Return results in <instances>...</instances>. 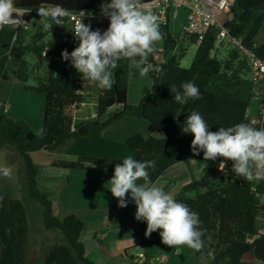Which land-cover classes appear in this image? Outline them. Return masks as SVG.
<instances>
[{
	"label": "trees",
	"instance_id": "obj_1",
	"mask_svg": "<svg viewBox=\"0 0 264 264\" xmlns=\"http://www.w3.org/2000/svg\"><path fill=\"white\" fill-rule=\"evenodd\" d=\"M110 0H14L16 8L36 10L39 7L51 8L61 5L69 12L100 11V5ZM153 0H142L150 2ZM233 19L225 24L229 37L240 39L242 45L251 50L256 57L264 61V42L256 45L255 39L264 27V0H235L232 6ZM51 27L47 31L37 30L31 43L25 45L26 30L22 27L5 26L0 30V138L14 145L22 159L25 185L28 197L43 208L44 229L56 231L62 237L44 251L42 262L29 254L30 225L25 204L8 196L0 190V264H95L85 256V246L80 241L86 223L76 215L62 219L57 216L52 200L40 191L37 182V168L30 157L36 151H58L64 144L80 137L101 139L105 129L125 117H137L149 123L151 135L141 134L129 137L124 144L133 149L134 159L154 161L155 168L148 169L151 179L156 182L169 168L161 164V158L173 162H189L203 157L193 155L191 133H182L187 116L191 111H198L209 124V131L220 127H230L247 123L253 127L264 128V122L252 123L249 116L250 101L239 97L237 89L241 85L239 76L229 74L235 70L237 62L244 60L241 52L230 42L222 41L217 45V31L210 30L197 43L196 53L189 68L180 66V58L173 55L167 61L159 62L158 55L172 52L179 37L170 31L168 21H160L163 34L162 49L148 58L152 84L137 105L128 103L129 67L133 60L122 58L113 71V87L102 89L96 82L85 79L70 61L61 58L63 50L71 53L73 29L65 18L63 26L55 25L48 18ZM109 19L103 23L94 22L92 30L101 33L107 30ZM48 40L44 42V39ZM223 43L229 48L226 59L221 58L220 47ZM44 54L48 59L47 78L37 77L29 85L30 67L26 54ZM137 60L139 58H136ZM245 61V60H244ZM12 69L14 78L21 81L23 89L31 94L45 95L43 114V133L39 137L24 121L14 120L6 115V99L9 78L7 68ZM159 73H156V71ZM185 81L193 82L200 89L202 98L179 104L173 99L170 86L177 88ZM98 95L97 119L87 123V133L80 135L75 126L71 107H79L87 98ZM260 115L264 118V97L259 99ZM182 116V119L178 118ZM82 126V125H81ZM162 135V136H161ZM123 160L99 157H80L76 161H55L51 166L66 170H93L105 168L109 175H114L117 163ZM142 183V181H138ZM202 191L191 196L190 192ZM264 180H256L252 185L235 179L230 170L214 168L202 178L191 182L174 197L186 204L191 211L199 214L204 235V247L195 251L197 256L209 259L211 264H251L243 257L250 254L252 259L264 264V234H257L255 223L264 219ZM187 246V245H186ZM132 264H135L134 262Z\"/></svg>",
	"mask_w": 264,
	"mask_h": 264
},
{
	"label": "clouds",
	"instance_id": "obj_2",
	"mask_svg": "<svg viewBox=\"0 0 264 264\" xmlns=\"http://www.w3.org/2000/svg\"><path fill=\"white\" fill-rule=\"evenodd\" d=\"M100 10L109 19L107 30L103 33L99 29L92 30L91 25L83 23L81 19L85 15L91 16V13L81 11L80 20L73 29L79 45L71 53L63 50L61 58L70 61L71 66L85 79L110 90L115 81L113 71L109 69H116L117 62L122 58L136 62L141 76L149 73L148 58L158 51L156 44L163 34L158 16L142 0H110L101 4ZM13 13L20 16L14 0H0V30L5 26L24 23L20 18H13ZM37 15L42 22L50 17L55 25L63 26L70 12L61 5H55L51 8L39 7ZM43 27L47 30L51 24L43 23ZM170 92L179 104L202 98L200 89L191 81L183 82L179 88L171 85ZM182 133L193 135L190 146L193 155H199L202 151L205 161L223 158L219 164L221 171L226 167L224 161L230 160L236 177L247 181L264 180V128L239 123L227 128L220 127L215 132L209 131V124L198 111L193 110L186 118ZM150 168H155L154 161H139L131 156L115 165L109 190L118 199V206H127L126 196L130 193L136 205L135 219L147 223L146 237L161 230L159 234L164 245H187L201 251L204 233L200 228L202 222L199 214L158 187L150 177ZM0 175L10 177L11 169L0 167Z\"/></svg>",
	"mask_w": 264,
	"mask_h": 264
},
{
	"label": "crops",
	"instance_id": "obj_3",
	"mask_svg": "<svg viewBox=\"0 0 264 264\" xmlns=\"http://www.w3.org/2000/svg\"><path fill=\"white\" fill-rule=\"evenodd\" d=\"M103 3L109 2L104 1ZM153 13L158 16L159 22L168 21L170 31L176 36H178L177 30L182 29L187 18V10L183 7H172L165 12L153 11ZM162 44V39L157 42L158 50L162 49ZM172 53L173 51L163 56L158 55L157 60L159 61V56H161L162 61H167L173 56ZM242 62L243 64L234 70L231 77L241 78V85L237 89L239 97L250 101L248 111L250 118L261 122L263 119L260 115L259 97L251 83L249 67L244 60ZM150 70L152 67L149 66ZM139 73L140 67L137 63H131L128 80V103L130 105H137L152 84L149 73L146 76H141ZM7 110L6 105V112ZM97 111L98 95L95 94L90 95L79 107L69 109L75 126L87 125L88 122L97 119ZM136 134H141L145 138L149 137L151 135L149 123L137 117L122 118L105 129L101 139L81 137L76 140L70 151L66 153L69 159L64 161H76L80 157L118 160L129 156L133 158L134 150L125 146L124 142ZM221 160L223 158L218 157L215 161H205L202 157L180 163L161 158L159 162L169 165V168L156 181L157 186L175 197L187 184L199 180L208 171L219 168ZM226 161L229 165L225 170H230L233 178L249 185L256 181L236 177L232 172L233 162ZM51 164L49 163L48 167L56 170ZM35 167L39 189L53 201L57 216L62 219L68 215H76L86 223L80 241L85 246V256L95 264H132L134 257L141 251L145 252L152 264H156L154 260L159 255L167 257L166 264H211L209 259L197 256L195 250L186 245L177 247L164 245L159 234L161 230L146 237L147 223L135 219L136 205L130 193L126 196L127 206L119 207L118 199L109 190L113 175H109L105 168L83 171L57 169L64 173L57 174L58 177L52 181L41 183L40 171L37 165ZM63 194H65L64 200H62ZM262 202H264V196ZM255 230L259 235L264 234V219L259 218L256 221ZM247 255L243 257V260L256 264L251 255Z\"/></svg>",
	"mask_w": 264,
	"mask_h": 264
},
{
	"label": "rangeland",
	"instance_id": "obj_4",
	"mask_svg": "<svg viewBox=\"0 0 264 264\" xmlns=\"http://www.w3.org/2000/svg\"><path fill=\"white\" fill-rule=\"evenodd\" d=\"M41 18L31 17L29 20V25L25 34V45L31 43L32 37L37 30L42 28L43 31H47L43 27V23H50L48 18H44L42 22ZM179 36L178 45L173 50L172 55L180 56V66L182 68H189L193 62L196 45L192 42L191 36H185L182 29L177 30ZM181 34V35H180ZM48 40V37L44 39V42ZM264 42V27L259 32L255 39V44H261ZM229 48H234L227 43H223L220 47L222 52L221 58L226 59L228 56ZM26 60L30 67V80L29 85H33L35 78H47L48 76V59L44 54H33L27 53ZM243 64L242 60L237 62L235 69L239 68ZM12 69H15L11 64L7 68V74L9 78V84L7 90L3 93L6 104L3 108L6 109V115L14 120H21L26 122L32 129L35 135L41 136L43 133V114L45 109V95L44 94H31L23 89V83L14 78ZM244 71V70H243ZM245 72V71H244ZM232 76V73L229 74ZM97 96V94H95ZM81 138V137H80ZM79 138V139H80ZM92 138V137H88ZM93 139V138H92ZM78 140V139H77ZM76 141V140H75ZM75 141L66 143L58 151L48 152V151H36L30 154L33 164L37 165L40 171V181L41 183H47L58 177L61 170H55L48 167L49 163L67 160L69 159L66 155L71 149L72 144ZM125 145V144H124ZM126 146V145H125ZM80 151V150H79ZM0 167H8L11 169L10 177H3L0 175V190L10 197L17 198L21 200L26 208L29 218L30 225V235H29V254L33 257L39 259L42 262L44 257V251L48 246L54 242L61 241L62 237L56 231H48L44 229L42 210L43 208L36 201L31 200L28 197L25 176L23 171L22 159L18 153L17 148L6 142L2 141L0 138ZM64 173V172H63ZM58 189V188H56ZM59 192V191H58ZM202 191L190 192L191 196L201 194ZM62 197L64 200L65 194ZM250 259V256L247 255ZM255 260V259H253ZM256 264H261L259 261L255 260Z\"/></svg>",
	"mask_w": 264,
	"mask_h": 264
},
{
	"label": "built area",
	"instance_id": "obj_5",
	"mask_svg": "<svg viewBox=\"0 0 264 264\" xmlns=\"http://www.w3.org/2000/svg\"><path fill=\"white\" fill-rule=\"evenodd\" d=\"M235 0H153L150 2H144L148 5L151 11H162L172 7H183L187 10V18L185 23L182 25V32L185 36H195L198 38L197 43H200L202 38L210 31H217V44L222 41H230L242 54L245 62L247 63L250 70L251 83L256 90L257 96L260 98L264 97V61L255 56V54L246 49L240 39L230 38L229 31L225 27V24L233 19L232 6ZM17 13H13V18H20L24 23L9 25L15 28L22 27L27 29L29 25V19L31 17L41 18L37 15L36 10H28L22 8H16ZM85 13H91V16L85 15L81 17L82 22L85 24L92 25L95 21L98 23H103L107 19L101 13L97 11H84ZM79 12H70L69 17H67L68 22L71 24L72 29H74L75 24L80 20ZM79 40L74 37L73 34V46L78 47ZM152 67V66H151ZM264 122V118H263ZM252 123H258L252 120ZM227 168L228 162L224 161ZM156 264H166L167 257L165 255H159L155 258ZM135 264H152L144 251L139 252L134 257Z\"/></svg>",
	"mask_w": 264,
	"mask_h": 264
},
{
	"label": "water",
	"instance_id": "obj_6",
	"mask_svg": "<svg viewBox=\"0 0 264 264\" xmlns=\"http://www.w3.org/2000/svg\"><path fill=\"white\" fill-rule=\"evenodd\" d=\"M159 61H160V62L162 61V57H161V56H159ZM156 73H159V71L157 70ZM178 119L181 120V119H182V116H180ZM88 128H89V125H82V126H80V127L78 128V132H79V134H80V135H84V134H86Z\"/></svg>",
	"mask_w": 264,
	"mask_h": 264
}]
</instances>
